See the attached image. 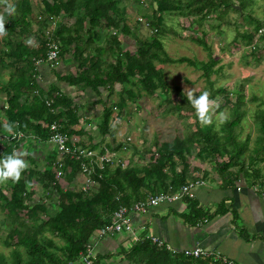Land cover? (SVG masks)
<instances>
[{"label": "trees", "instance_id": "16d2710c", "mask_svg": "<svg viewBox=\"0 0 264 264\" xmlns=\"http://www.w3.org/2000/svg\"><path fill=\"white\" fill-rule=\"evenodd\" d=\"M7 30L6 41L0 50V65L8 64L11 74L5 92L17 90L32 92L36 85L32 78L33 61L44 58L46 41L39 40L36 50L23 45V36L31 34L35 26V15L30 0H2ZM121 0H42L39 10L42 24L63 15L74 18L67 29L60 26L54 37L60 43L59 55L73 49L78 62L75 77H67L70 86L89 89L98 96L100 91L108 93L102 104L100 135L111 133L110 122L114 109L122 110L128 102L136 103L143 97L158 99L157 110L163 117L175 116L181 121L183 131L172 139L152 140L141 150L133 147L132 160L125 167L119 164H103L100 168L92 164L91 179L97 186L86 192L73 187L80 174L79 162L66 156L62 160L64 175L62 185L55 177L56 155L49 158L47 168L38 171L36 164H30L18 183L10 180L9 190L0 189V217L6 224L7 234L2 245L9 249V256L0 253V264H74L85 252L91 235L97 229L109 224L120 207L131 208L159 194H176L189 181L198 180L201 174L209 173L204 166L211 165L222 188H229L241 179L252 185L264 186V109L253 113V124L257 135L244 134V122L250 109L242 88L237 89L234 99L228 88H215L212 76L218 73L219 60L215 58L210 44L206 41L209 30L225 26L242 28L235 35L234 44L246 47V54L256 63L263 58V38L257 34L264 24L251 10L252 0H150L148 7V30L144 39L135 36L134 52L124 50L119 35L130 37L133 31L127 25L126 7ZM16 7V14L8 16L7 4ZM235 7H239L237 11ZM236 15V20L230 14ZM184 19L187 26L201 31L195 35H179L169 24L172 19ZM38 27L37 31H42ZM167 36L188 40L201 47L206 61L188 57H170L163 45ZM255 46L254 49L252 46ZM22 52L19 54V52ZM22 64L21 66H18ZM186 65L199 72L205 83V90L211 99L222 96V103L216 109L220 113L228 109V117L217 127L214 123L202 126L195 109L180 89L172 92L165 80L163 65ZM120 87L116 103H108L116 88ZM43 93L29 104L33 109L18 104L15 94L8 99L5 116L6 125L16 126L23 135L32 134L39 141H46L51 135L49 125L60 124V131L70 138L77 134L71 129L78 123L77 108L72 100L49 91L43 100ZM253 101L258 98H252ZM50 101L47 106L46 102ZM59 108L63 110L59 111ZM37 109V110H36ZM36 110V113L34 111ZM42 120L46 127L38 124ZM17 145L9 143L1 151V159L11 155ZM122 144L108 146L115 153ZM92 147L89 144L88 148ZM150 155L148 162L133 161L138 155ZM192 160V161H190ZM126 162V160H123ZM195 162V163H194ZM39 187L43 199L54 197L56 210H46L43 199L35 200V190L27 189L32 181ZM67 187V188H65ZM73 187V188H70ZM185 219L209 218L210 215L194 208ZM207 222L204 220L203 223ZM126 257L134 264H233L208 258H190L165 247H159L150 240L140 237L134 242ZM92 264H99L93 260Z\"/></svg>", "mask_w": 264, "mask_h": 264}, {"label": "crops", "instance_id": "0c3cea01", "mask_svg": "<svg viewBox=\"0 0 264 264\" xmlns=\"http://www.w3.org/2000/svg\"><path fill=\"white\" fill-rule=\"evenodd\" d=\"M120 3L121 6L126 7L127 25L134 34L135 25L132 21H134L135 15L132 1L130 3L129 0H121ZM41 8L42 1L37 10L32 7L36 17L40 15L39 10ZM74 20V18H66L60 15L52 18L51 22L47 24H42V21L35 22L31 34L22 37L23 45L36 50L38 41H45L46 30L52 29L55 32L60 26L67 29L74 23ZM38 27H43L42 31L36 32ZM135 36V34L130 37L122 36V34L118 36L125 51L133 53V50H135ZM29 39L32 43H28ZM4 41H6V37L0 38V50ZM21 53L20 51L19 54ZM36 62L33 61L32 68V78L36 85L35 90L29 92L21 89L10 94L5 92V87L12 70L8 67V64L0 65V159L5 143H15L17 146L14 152L23 151L28 153L24 157L28 163V168L30 164H36L38 171L43 172L47 168L49 158L52 155H56L55 161L59 160L60 156L48 140L39 141L32 134L23 135L18 131L17 125L13 126L12 132L6 131L5 111L7 110L8 99L11 96L15 94L19 98L18 104L33 109L34 107L29 105L32 100L42 93L44 94V100L47 93L52 90L59 96L63 95L70 98L73 103L72 106L77 108L79 121L76 125L71 126V129L77 134L70 137L77 145L100 155L101 150H107L108 146L121 143L123 145L122 149L110 154L115 155L120 160H127L131 157V152H125L123 149L125 146L130 148V145L125 142L127 138L132 140L133 131H135L128 118L133 115L136 116L138 110L142 111L143 108H147L146 103L150 99L143 97L142 100L136 103L128 102L122 110L115 108L110 122L111 133L100 135L99 127L102 122L103 108L99 101H107L108 93L101 90V95L98 96L89 89L70 86L66 82L67 77H75L78 72V62L75 60L73 49L59 57L57 66H52L47 62ZM163 66L157 67L162 68ZM119 91L120 87H117L115 93L110 96L108 103L114 104L117 102ZM36 110L34 111L35 114H37ZM61 110L63 108H59V111ZM38 124L46 127L42 120L38 121ZM18 133L22 134L23 137L17 139L16 135ZM89 144L92 147L88 148ZM204 169L209 173L206 178H203L201 174L196 176L203 179L206 184L195 190L193 200L183 198L173 203H163L156 208L149 209L147 213L133 214L131 219L134 228L145 227L151 229L160 240L178 253L184 249L199 247L218 252L222 260L233 264H264V186L252 185L241 179L229 188H222L213 173L211 165L204 166ZM82 179L78 176L73 187L78 188ZM60 182L65 186L64 181L61 180ZM9 184L10 180L5 184H0L3 193H7ZM30 185V188L28 186L27 189L37 192L38 186L34 180ZM37 196L36 193L35 200H39ZM52 199L56 203L54 197L43 199L47 211L52 207L50 205ZM194 208L207 213L210 217L207 219L203 217L195 221L185 219V215L191 214L190 212ZM204 220H207V222L203 223ZM0 223L5 224L3 218ZM4 226L6 227V224ZM139 233L144 234L141 231ZM133 244L134 238L129 233L106 237L94 242V259L98 260L99 264H134L126 257ZM74 264H81V262L77 261Z\"/></svg>", "mask_w": 264, "mask_h": 264}, {"label": "rangeland", "instance_id": "374dc122", "mask_svg": "<svg viewBox=\"0 0 264 264\" xmlns=\"http://www.w3.org/2000/svg\"><path fill=\"white\" fill-rule=\"evenodd\" d=\"M42 0H30L34 10L38 9L40 2ZM132 8L134 10V34L137 38L144 39L150 35L148 27L145 24L148 22V17L150 15V8L148 3L150 0H129ZM251 10L254 15L264 24V0H252ZM3 1L0 0V15L3 10ZM129 3V4H130ZM142 19V22L138 20ZM230 18L235 21L236 15L234 13L230 14ZM179 35H195L200 37L201 31L196 27L187 26V22L184 19H172L169 22ZM133 26V25H132ZM206 41L211 45L214 52V56L219 60L218 73L212 76L214 80L215 88H228L231 90V98L234 99L237 89L242 88V94H244L245 102L247 103L245 108L250 109L249 115L244 122V134H250L251 139H254L257 135L255 126L253 124V113L258 108L264 109V48L262 50L263 58L260 62H254L247 54L246 47L242 44L235 45L234 39L238 31L242 28L235 26H225L221 27L219 30H209L208 25L205 26ZM163 45L166 53L172 58L178 57H188L191 59L206 61V53L201 47L188 41L181 40L173 36H167L163 40ZM134 52V50H133ZM165 80L169 84L172 92L174 89L178 88L180 91L187 96L189 92H193L196 96L205 92V83L201 78V72L188 67L186 65H164L162 67ZM222 96L219 95L214 99L216 105L219 106L222 103ZM252 98H258V100L253 101ZM158 99H150L146 103L147 108L143 110H138L136 116L133 115L128 118L129 123L134 126L133 138L129 142L130 148H127L125 152H131L127 160H132L133 147L141 150L147 146L152 140L162 141L167 139H172L179 135L184 127L180 120L175 116L163 117L157 110ZM218 106L213 107V123L217 127L221 120L219 118L220 113H224L228 117V109H223L220 113H216ZM144 107V106H143ZM132 144V146H131ZM150 155H138L133 158V161L148 162ZM37 197H41L39 187H37ZM36 197V198H37ZM50 205L52 206L49 212L53 213L56 210V203L54 199L50 200ZM2 218L0 217V222ZM5 224L0 223V253L9 256V249L2 245V240L5 238L7 231L5 230Z\"/></svg>", "mask_w": 264, "mask_h": 264}, {"label": "built area", "instance_id": "2783aa9c", "mask_svg": "<svg viewBox=\"0 0 264 264\" xmlns=\"http://www.w3.org/2000/svg\"><path fill=\"white\" fill-rule=\"evenodd\" d=\"M139 21L142 22V19H139ZM35 22H41V16H37ZM146 27H148V23H146ZM54 34L55 32L52 29L46 30V53L44 58L36 60V63L47 62L52 66H57L59 64L60 43L55 39ZM258 38H263L264 40V26L258 32L256 39ZM254 47L255 46L253 45L252 48L254 49ZM46 104L49 106L50 101H47ZM49 130L51 135L48 138V142L60 156L55 170V177L58 181H61L64 175L62 160L66 156H69L71 159L79 162L81 169L79 176L83 179L78 188L84 192L94 189L97 186V184L91 179L93 172L91 167L92 164L96 163L100 168H102L103 164H119L122 167L127 165V160L126 162L120 160L118 157L107 151H105L102 155H96L94 151L77 145L71 138L68 137L67 134L60 131V124L57 122L51 123L49 125ZM16 137L17 139H20L23 135L18 133ZM129 142H131V139L127 138L125 143L129 144ZM127 148L129 147L125 146L123 149L127 150ZM205 184L206 182L203 179L189 181L187 184L183 185L176 194H159L151 196L145 201H140L134 204L131 208L120 207L114 212L112 221L109 224H106L94 231L90 237L89 243L86 246L85 252L79 255L78 261H80L81 264H92L95 257L94 242L121 233L131 234L134 238V242L140 237H143L159 247H165L168 251L176 253L171 246L160 240L151 229H147L145 227L135 229L132 224L131 217L133 214L147 213L149 209L156 208L163 203H173L177 200H182L183 198L193 200L195 198V190L205 186ZM140 231L144 232V234L139 233ZM180 254L190 258L212 257L216 260L221 259L218 252L205 250L199 247L184 249L180 252Z\"/></svg>", "mask_w": 264, "mask_h": 264}, {"label": "clouds", "instance_id": "9594fccd", "mask_svg": "<svg viewBox=\"0 0 264 264\" xmlns=\"http://www.w3.org/2000/svg\"><path fill=\"white\" fill-rule=\"evenodd\" d=\"M6 13L8 16L16 14V7L13 4H7ZM40 16V15H39ZM36 20V16H35ZM7 35L5 27V17L0 15V38ZM28 43H32L29 39ZM187 101L195 109L196 117L198 118L202 126H210L213 123V107L216 105V101L210 98V94L205 91L202 94L196 96L193 92L187 94ZM221 122H224L227 117L224 113L219 114ZM12 125L6 126V131L12 132ZM28 153L19 151L13 152L11 155H7L0 159V184H5L11 180L14 184L18 183L22 179L23 172L28 168V163L24 157Z\"/></svg>", "mask_w": 264, "mask_h": 264}, {"label": "water", "instance_id": "95a60500", "mask_svg": "<svg viewBox=\"0 0 264 264\" xmlns=\"http://www.w3.org/2000/svg\"><path fill=\"white\" fill-rule=\"evenodd\" d=\"M235 9H236L237 11H239V10H240V8H239V7H235Z\"/></svg>", "mask_w": 264, "mask_h": 264}]
</instances>
